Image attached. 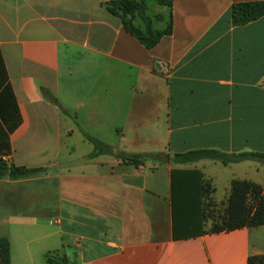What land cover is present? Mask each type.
Returning <instances> with one entry per match:
<instances>
[{
  "label": "crops",
  "instance_id": "crops-1",
  "mask_svg": "<svg viewBox=\"0 0 264 264\" xmlns=\"http://www.w3.org/2000/svg\"><path fill=\"white\" fill-rule=\"evenodd\" d=\"M112 1L0 0V239L10 264H48L47 254L71 264L264 256V226L176 237L171 191L173 172L192 171L215 202L233 181L264 190V163L173 161L264 154V16L240 27L230 17L232 5L264 0H170V10L146 0L161 17L154 29L172 20L151 50L106 9ZM83 134L110 152L94 156ZM13 168L37 171L11 178Z\"/></svg>",
  "mask_w": 264,
  "mask_h": 264
},
{
  "label": "trees",
  "instance_id": "trees-1",
  "mask_svg": "<svg viewBox=\"0 0 264 264\" xmlns=\"http://www.w3.org/2000/svg\"><path fill=\"white\" fill-rule=\"evenodd\" d=\"M157 2L167 6L169 10L171 9L170 0H157ZM106 9L117 16L124 30L147 50L153 49L162 38L170 36L172 33L170 14L164 30L154 29L152 18L147 15L146 0H115L106 4ZM263 16L264 1L238 3L232 5L230 9L231 23L235 27L247 25ZM160 19L159 16L155 18V20ZM136 20H139L140 26H136ZM83 136L92 145L94 156L110 152L108 146L95 138L87 134H83ZM116 158L129 165L138 166L142 164L141 159L134 155L118 153ZM199 159H210L226 166L243 161L264 163V154L229 155L217 151H201L176 155L173 161L188 163ZM36 171L13 168L10 170L9 176L11 178L24 177ZM171 180L174 234L176 237L189 238L203 233L218 234L264 226V190L259 185L248 181H233L222 216L213 223L212 229L207 232L203 230V224L206 220L205 201L211 199L213 194L210 183L204 181L197 171L173 172ZM45 259L48 264H71L67 258L62 256L47 254ZM0 264H10L9 243L4 238L0 239ZM247 264H264V256H250Z\"/></svg>",
  "mask_w": 264,
  "mask_h": 264
},
{
  "label": "rangeland",
  "instance_id": "rangeland-1",
  "mask_svg": "<svg viewBox=\"0 0 264 264\" xmlns=\"http://www.w3.org/2000/svg\"><path fill=\"white\" fill-rule=\"evenodd\" d=\"M152 12L153 9L149 8V11L147 12V15L152 18L153 21V27L154 25L158 26L157 28L161 27V23H157L155 21V19L152 17ZM156 22V23H155ZM225 203L226 201H222V202H215L212 201V199L206 200L205 201V215H206V220L204 222L203 230L209 232L212 229L213 223L217 222L219 220V218L222 216L223 214V210L225 208ZM262 229H255V231H252V235H256V234H262Z\"/></svg>",
  "mask_w": 264,
  "mask_h": 264
},
{
  "label": "water",
  "instance_id": "water-1",
  "mask_svg": "<svg viewBox=\"0 0 264 264\" xmlns=\"http://www.w3.org/2000/svg\"><path fill=\"white\" fill-rule=\"evenodd\" d=\"M49 100H52V97H51V98H49Z\"/></svg>",
  "mask_w": 264,
  "mask_h": 264
}]
</instances>
